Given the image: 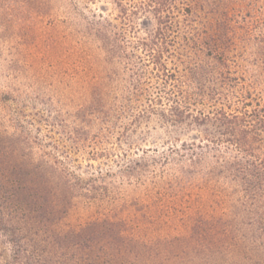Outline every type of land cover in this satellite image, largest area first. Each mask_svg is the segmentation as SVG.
<instances>
[{
	"label": "rangeland",
	"instance_id": "rangeland-1",
	"mask_svg": "<svg viewBox=\"0 0 264 264\" xmlns=\"http://www.w3.org/2000/svg\"><path fill=\"white\" fill-rule=\"evenodd\" d=\"M142 1L0 0V159L18 181L0 213L1 264H264L261 202L223 165L239 155L204 140L211 121L163 120V82L137 44L154 22L118 7ZM203 2L214 13L191 18L207 28L203 50L214 42L241 78L227 110L247 94L248 109L264 106V0Z\"/></svg>",
	"mask_w": 264,
	"mask_h": 264
},
{
	"label": "trees",
	"instance_id": "trees-1",
	"mask_svg": "<svg viewBox=\"0 0 264 264\" xmlns=\"http://www.w3.org/2000/svg\"><path fill=\"white\" fill-rule=\"evenodd\" d=\"M143 0L140 4H132L137 7L129 11L121 4L118 5L120 15L125 19H135L141 13H146L153 20L154 25L145 38L140 39L138 48L144 52L148 62L152 65L156 75L163 82L159 90L160 95H165L168 107L163 120L174 124H189L202 126L211 121L217 129V136L205 134L206 142L224 143L233 148L239 155L238 159L226 161L224 167L232 168L236 173L241 172L242 187L248 203L261 202V218L264 219V106L252 105L250 94L246 101L242 100L241 107H228L225 100L228 95L233 96L235 83L241 78H235L230 72V57L216 50L214 42L203 50L205 45V31L199 30L192 24L191 18L194 10H205L209 13V3L204 6L203 0ZM206 4V3H205ZM173 9L180 15L181 23L175 22ZM205 10V11H206ZM210 13H214L212 10ZM216 17H218L216 15ZM222 18L209 20L210 27H217ZM185 34L180 36L179 43L175 41L181 30ZM189 29V31H188ZM187 33V34H186ZM215 37V36H214ZM213 37V39H214ZM208 60H200L201 53ZM125 59V64L132 67L130 56L126 51L120 50V57ZM228 57V58H227ZM172 59L182 65V69L168 67L167 62ZM211 60V61H210ZM215 60V62H214ZM214 62V63H213ZM139 76V74L137 75ZM136 83L138 81L136 80ZM138 85H133L131 96H137ZM245 94V93H244ZM243 94V95H244ZM132 98V97H131ZM209 100L211 108L207 113L197 110V105L204 100ZM224 99L225 103H221ZM154 105L160 106L161 99L154 101ZM149 102L146 112H153L155 107ZM198 147V146H197ZM193 152V151H192ZM197 156V153L193 152ZM4 160L0 159V213L4 219L3 203H12L16 200V186L18 181L12 179L5 172ZM6 162V161H5ZM229 171V172H232ZM50 176H52V172ZM48 173V174H49ZM52 178V177H51ZM65 178L62 177V180ZM251 204V205H252ZM0 220V222L2 221ZM1 264V263H0Z\"/></svg>",
	"mask_w": 264,
	"mask_h": 264
}]
</instances>
